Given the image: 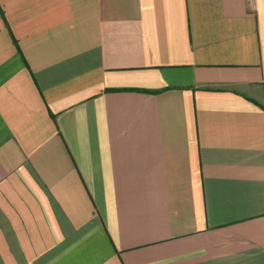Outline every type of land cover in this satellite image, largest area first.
Wrapping results in <instances>:
<instances>
[{
	"label": "crops",
	"instance_id": "1",
	"mask_svg": "<svg viewBox=\"0 0 264 264\" xmlns=\"http://www.w3.org/2000/svg\"><path fill=\"white\" fill-rule=\"evenodd\" d=\"M0 264H264V0H0Z\"/></svg>",
	"mask_w": 264,
	"mask_h": 264
},
{
	"label": "built area",
	"instance_id": "2",
	"mask_svg": "<svg viewBox=\"0 0 264 264\" xmlns=\"http://www.w3.org/2000/svg\"><path fill=\"white\" fill-rule=\"evenodd\" d=\"M247 3L249 4V6L253 9L255 6V0H247Z\"/></svg>",
	"mask_w": 264,
	"mask_h": 264
}]
</instances>
